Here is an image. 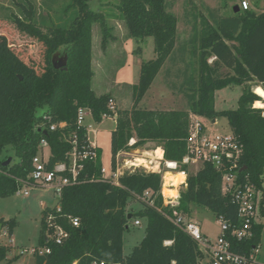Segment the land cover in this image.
<instances>
[{"label": "trees", "instance_id": "obj_1", "mask_svg": "<svg viewBox=\"0 0 264 264\" xmlns=\"http://www.w3.org/2000/svg\"><path fill=\"white\" fill-rule=\"evenodd\" d=\"M8 1L10 7L1 9L4 14L0 20L11 23V36L20 44L31 37L42 39L47 45L48 61L41 74L32 71L25 75L7 53L0 54V198L32 186V161L42 139L49 144V170L69 164L74 134L80 149L87 146V130L77 126L80 108L89 109L97 124L116 117L111 135L113 170L120 153L147 142L161 145L166 161L181 163L187 154L191 115L196 114L211 121L227 118L242 147L239 183L248 182L263 192L260 213L264 217V116L263 109L253 107L260 97L251 91V85L264 89V12L235 13L234 5L230 14H212V22L201 17L199 30L195 25L198 17L193 16V34L185 44H179V18L169 0H118L129 36L136 41L152 38L155 57L141 64L139 81L133 86V107L112 111L111 96H97L92 88V28L95 24L101 26L103 48L108 28L104 15L91 9V0ZM42 29L57 30L58 38H48ZM62 47L63 54L68 55L67 69H55L52 58ZM186 47H191L193 65H197V78L190 75V66L180 70L183 82L179 87L184 90L188 109L140 107L168 61L174 59L182 65L187 62ZM233 86L244 87L238 107L216 110V92ZM44 116H50L51 122L41 128L37 125ZM59 123L66 126L50 130L51 124ZM132 139L135 143L130 146ZM9 149L15 158L4 165L10 156H2ZM96 152L95 161L83 163L82 182L63 188L61 212L56 207L43 212L40 246L33 253L35 264H200L205 255L193 238L174 224V210L189 218L194 207L206 208L217 220H226L232 229L239 226L233 194L222 192V175L212 165H201L196 173H189L186 165L181 167L188 172L187 186L180 193L179 204L172 207L165 205L161 193L162 173L128 170L117 186L102 178V151L97 148ZM145 192L150 197L143 200ZM136 203H141V209L135 210ZM73 218L79 219V226H73ZM135 220L141 225L145 221L146 234L125 254L124 233ZM0 223L12 237L16 223ZM57 227L68 233L61 244L54 238ZM263 231L261 222L253 224L249 239L238 241L229 235L232 250L249 256L261 244ZM39 248H48L50 253L40 255ZM9 252L10 247L0 245V264L11 262Z\"/></svg>", "mask_w": 264, "mask_h": 264}, {"label": "rangeland", "instance_id": "obj_2", "mask_svg": "<svg viewBox=\"0 0 264 264\" xmlns=\"http://www.w3.org/2000/svg\"><path fill=\"white\" fill-rule=\"evenodd\" d=\"M169 1L172 4V11L179 18V44H185V42L191 38L194 25L193 16L197 15L198 17L195 25L199 30L201 28V17L212 22V14H230L232 12V7L238 3V0ZM250 1L252 3L251 11H255L256 13L264 12V0ZM90 5L92 10L101 12L104 15L105 25L108 28L107 45L105 48L102 47L103 30L101 26L95 24L92 28V69L94 72L92 87L97 95L102 94L104 90L110 91L109 95L112 99L114 98V106L117 108L115 97L117 93H119L118 96L126 102L123 105L129 104L131 100V87L129 86H133L138 82L141 63L155 57L153 39L145 38L141 41L131 39L127 26L120 16L118 0H91ZM7 7H10V2L8 0H0V13H2V8ZM11 30V23H3V21L0 20V54L5 55V53H7L9 56L8 59H12L13 62L18 63L19 70L25 75L30 74L32 71L36 74H41L48 61L47 45L45 42L42 39L31 37L30 41L20 44L19 41H15L13 36H11ZM41 31L50 39L56 40L58 38L57 30L42 29ZM59 50L61 55H63L64 47ZM186 50H189V52L187 53V62H185L184 65L178 63L174 59L168 61L165 69L157 77L155 82H153V86L151 85L149 93L145 96V106L161 110L188 109L187 101L184 98V90L180 91L179 87L183 82L182 75L180 77V70H184L186 66H190V75L197 78V65H193L195 58L192 56L191 47H186ZM177 55L178 53L176 56ZM57 61L59 62V60ZM210 61H212V59ZM256 87L261 88L259 85H251V91L253 93H255L254 89ZM243 91L244 87L242 86H233L217 91L215 96L216 110L236 109ZM258 102L264 103V98L260 96ZM260 109H263L264 116V108ZM207 121L209 123L211 120L207 119ZM216 121L217 124L213 125L215 130L222 134L231 133L227 118L219 117ZM40 125H43V122L39 123L37 126ZM86 126L87 128L90 126V130L92 129L90 136L99 148H101L102 165L103 168L108 171L111 166L112 156L110 129L115 126L114 121L105 120L102 125L97 126V123L93 121L92 117L88 116L86 119ZM94 128L97 132L93 131ZM152 147L153 145H147L134 148V150L138 149L140 153H138V151L135 153H120V164L124 166L127 164L130 166L128 162L134 161V157H143L149 160L150 156H153V154L148 152L147 154L150 155L147 157L145 150L150 151ZM44 150V156L48 158L50 149L45 148ZM6 156H10L8 159H11L12 162L15 158L14 151L9 149L2 157ZM151 168L153 169V165ZM139 169L144 170L143 168ZM160 170L165 179L166 173L164 172L165 165L163 161L157 169V171ZM188 171L189 173H196V166H190ZM164 184L166 185V182H163L162 191H164ZM182 190L183 188L181 191ZM24 191H28V194L25 195ZM166 197L169 196L166 195ZM58 198L57 193L51 187L32 186H23L22 189L15 194L0 198V221L16 223L12 237L7 235V227L1 228L0 230V245L10 247L8 259L11 260V262L9 264H35L33 251L40 246L43 212L45 209L51 208L53 202ZM141 207V203H136L134 205L135 210H139ZM192 214L193 218L200 223L202 232L207 239L211 242L216 241L220 234V223L215 216L208 209L201 207H194ZM260 220L262 222L264 221L261 218ZM145 234V221H143L141 226H134L133 222H131L129 230L124 233V253L128 254L134 246L141 243ZM260 246L262 248L261 253L264 254V232L262 234ZM1 264L6 263L3 262ZM200 264H209L208 258L205 256Z\"/></svg>", "mask_w": 264, "mask_h": 264}, {"label": "built area", "instance_id": "obj_3", "mask_svg": "<svg viewBox=\"0 0 264 264\" xmlns=\"http://www.w3.org/2000/svg\"><path fill=\"white\" fill-rule=\"evenodd\" d=\"M250 0H238V7L240 10L251 9ZM109 108L115 111L114 101L110 100ZM88 116L92 117L91 111L87 108H80L78 110L77 126L78 128H86L87 130V146H78V136L74 134L70 142L73 145L72 151L69 153V164L66 163L56 165L52 170L47 168L48 158L44 156V149L49 148V144L45 139L41 140L40 151L34 156L32 164L33 170L29 176L31 185L33 187H51L58 195V201L61 197L62 190L66 186L80 184V172L84 168L86 160L95 161L97 158L96 149L98 145L92 140L90 133V126L87 128L86 119ZM51 122L50 116L43 117V125L45 128ZM217 121H207V118L199 115H191V122L189 126V133L186 140L187 154L181 163L163 161L165 165V173H175L182 175L186 180L183 186H187L188 172L182 170L181 167L186 165L196 166L198 170L201 165L210 164L222 175V192L224 194L232 193L234 202L238 207L239 226L231 228V225L223 218L218 219L220 223V234L216 241L211 242L203 234L200 223L188 218L184 214L174 210L172 221L174 224L189 234L193 240L199 245L200 251L208 258L209 264H264V259H261V246L258 245L254 248L253 252L247 256L244 254L236 253L232 250V243L229 235L236 238L238 241L249 239L252 237V227L254 223H261L264 217H261L260 204L263 198V192L258 190L250 183H239L238 174L242 171L240 166V159L242 155V147L236 140L235 136L231 133L222 134L213 128ZM65 123L51 124L50 130L55 131L57 128H64ZM92 127V126H91ZM94 131V130H93ZM135 140L132 139L129 143L132 146ZM129 153L128 150L125 151ZM120 155V154H119ZM117 157L115 170L107 171L102 168V178L119 186V178L125 171L138 169L134 163L128 162L129 165H121L120 157ZM50 156V155H49ZM152 161L149 160L148 164L143 167L147 172H152ZM160 166V165H159ZM157 173H162L161 170ZM163 177V175H162ZM162 195L163 192L161 191ZM27 195L28 191H24ZM150 197L149 192H145L143 200ZM164 197V196H163ZM146 198V199H145ZM180 193L176 197H164L166 206L175 207L179 204ZM58 212H61L60 203L56 206ZM73 226H79V219H71ZM264 222V221H263ZM134 226H141L140 220L134 221ZM68 233L57 227L54 238L58 244L67 238ZM35 251V249H34ZM33 251V253H34ZM40 255L50 253L48 248H39ZM264 257V256H263Z\"/></svg>", "mask_w": 264, "mask_h": 264}, {"label": "crops", "instance_id": "obj_4", "mask_svg": "<svg viewBox=\"0 0 264 264\" xmlns=\"http://www.w3.org/2000/svg\"><path fill=\"white\" fill-rule=\"evenodd\" d=\"M3 12L2 13H0V17H3ZM142 64V63H141ZM166 65H167V63H166ZM166 65L164 66V68L162 69V71L165 69V67H166ZM140 68H141V66H140ZM161 71V72H162ZM161 72L159 73V75L161 74ZM158 75V76H159ZM157 76V77H158ZM157 79V78H156ZM155 79V80H156ZM139 81V80H138ZM155 82V81H154ZM138 83V82H137ZM136 83V84H137ZM135 85V84H134ZM133 85V86H134ZM129 86V85H128ZM133 86H129V87H131V90H130V92H131V100H130V103L129 104H126V105H123L124 103H126L125 101H123L122 99H121V97L120 96H118L119 95V93H117V95L115 96L116 97V106H117V109H120V110H125V109H127V110H129V109H131L132 107H133V105H134V102H133ZM153 86V85H152ZM93 88V87H92ZM262 88V87H261ZM263 89V88H262ZM264 90V89H263ZM150 91V90H149ZM149 91L147 92V93H149ZM110 93V91H108V90H104V92H102V94H99V95H97V96H101V95H104V94H109ZM147 93H146V95L145 96H147ZM258 95V94H257ZM145 96H144V98H143V100H142V102L140 103V107H142V108H146V109H149V110H155L156 108H148L147 106H145L144 105V101H145ZM259 97H260V95H258ZM113 97V96H112ZM262 97V96H261ZM114 99V98H113ZM165 110V109H164ZM173 110H175V109H173ZM177 110V109H176ZM105 120H109V121H114V124H115V126L114 127H112L111 129H110V134L112 135V132L115 130V128H116V124H117V122H116V118H104V120L101 122V123H99V124H97V126H100V125H102L103 124V122L105 121ZM94 131L95 132H97V130H95V128H94ZM147 145H153V147H152V150H148V151H146L145 150V153L147 154L148 152L150 153L151 152V154H153V156H150V158H149V160L150 161H152V165H153V169H152V172H157V169L159 168V165L162 163V161H165V159H164V150H163V147L161 146V145H159L158 143H156V142H147L144 146H147ZM98 148H99V146H98ZM100 150H101V148H99ZM129 150H132V151H128L129 153L131 152V153H135L136 151H138V153H140V151L137 149V150H134V148L133 149H129ZM102 151V150H101ZM158 153H159V155H158ZM149 155L150 154H147V157H149ZM139 158V157H138ZM138 158H135L134 157V161H129V162H131V163H134L137 167H139V168H143L145 165H147L148 164V162H149V160H146L145 158H139V160H138ZM153 160H152V159ZM143 160V161H142ZM101 161H102V156H101ZM111 161H112V156H111ZM136 161V162H135ZM155 161H158V162H155ZM130 166H131V164H130ZM102 167H103V165H102ZM112 169V165L110 166V168H109V170L108 171H110ZM166 174H168V173H166ZM173 176H176L177 174H175V173H171ZM179 175V174H178ZM165 179H164V176L162 177V187H163V182H166V181H164ZM185 179L183 178L182 180H181V182L177 185V186H173V187H169L170 189H172V190H175L176 192H177V195L180 193V191H181V189L182 188H185L186 186H183V184L185 183ZM171 183V184H170ZM169 183V186H171V185H173V182H170ZM163 193H164V191H162ZM164 195V194H163ZM164 197L165 198H168V197H166L165 195H164ZM170 197V196H169ZM58 200V199H57ZM55 202H56V200L53 202V205L51 206V208L54 206V204H55ZM189 218H191V219H195V218H193V215H192V217H189ZM264 232V231H263ZM262 251V250H261ZM264 254H262V258L261 259H264ZM260 257H261V255H260Z\"/></svg>", "mask_w": 264, "mask_h": 264}, {"label": "water", "instance_id": "obj_5", "mask_svg": "<svg viewBox=\"0 0 264 264\" xmlns=\"http://www.w3.org/2000/svg\"><path fill=\"white\" fill-rule=\"evenodd\" d=\"M239 11H240V9H239L238 5H236V6L234 7V12L237 13V12H239ZM60 55H61V52H57V53H55V54L53 55V58H52L53 66H54L55 69H67L68 55H67V54H63V55H61V56H60ZM57 60H59V62H58ZM20 79L23 80V77L20 76ZM44 134H47V132L44 131ZM128 151H132V150H129V149H128ZM10 162H11V159H8V160L4 163V165H8V164H10ZM58 204H59V201L56 200V202H55V204H54V206H53L52 208H55ZM128 218L131 219L132 216L129 215ZM1 228H2V224L0 223V230H1Z\"/></svg>", "mask_w": 264, "mask_h": 264}, {"label": "bare ground", "instance_id": "obj_6", "mask_svg": "<svg viewBox=\"0 0 264 264\" xmlns=\"http://www.w3.org/2000/svg\"><path fill=\"white\" fill-rule=\"evenodd\" d=\"M256 88H260V87H256ZM255 88V89H256ZM262 91H264L262 88H260ZM257 94V93H256ZM259 95V94H258ZM264 98V96H262ZM261 103V102H259ZM264 104V103H261ZM256 108H264V107H256ZM159 155V154H158ZM139 160V158H138ZM143 161V160H142ZM136 162V161H135ZM183 179L182 175H176L173 176L171 173H168L165 175V180L166 181V185L164 187V195L166 196H172V197H176L177 196V192L175 190L170 189L169 187H173L176 186L177 184H179L181 182V180ZM173 182V185L169 186V183ZM171 184V183H170ZM171 193V194H170Z\"/></svg>", "mask_w": 264, "mask_h": 264}, {"label": "clouds", "instance_id": "obj_7", "mask_svg": "<svg viewBox=\"0 0 264 264\" xmlns=\"http://www.w3.org/2000/svg\"><path fill=\"white\" fill-rule=\"evenodd\" d=\"M254 92L259 94L260 96H264V91H262L260 88L254 89ZM254 107H264V104L259 103L258 101L254 104Z\"/></svg>", "mask_w": 264, "mask_h": 264}]
</instances>
